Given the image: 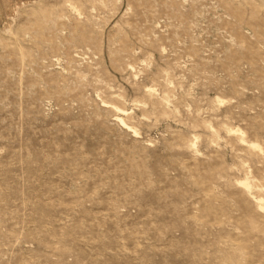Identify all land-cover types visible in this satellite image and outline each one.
I'll use <instances>...</instances> for the list:
<instances>
[{"label": "rangeland", "instance_id": "1", "mask_svg": "<svg viewBox=\"0 0 264 264\" xmlns=\"http://www.w3.org/2000/svg\"><path fill=\"white\" fill-rule=\"evenodd\" d=\"M253 197L264 0H0V264H264Z\"/></svg>", "mask_w": 264, "mask_h": 264}, {"label": "bare ground", "instance_id": "2", "mask_svg": "<svg viewBox=\"0 0 264 264\" xmlns=\"http://www.w3.org/2000/svg\"><path fill=\"white\" fill-rule=\"evenodd\" d=\"M119 112L123 113L122 110H119ZM116 122H118L120 124V126L123 124L122 122V119L119 117V116H116ZM234 132H238L239 135H240V140L242 142H245L244 139H243V133L240 132L239 130L237 131H234ZM250 147L252 148H256V149H259V146L255 143H250L249 144ZM238 185H240L241 187H243L244 189H246L248 192H250V190L252 189V185H250V183L248 182L247 179L243 180V181H238ZM261 192V191H260ZM253 195V193H252ZM259 196V195H258ZM252 200H255V202L257 203L256 205L258 206V208L261 210V211H264V199L262 198H257V197H253ZM264 213V212H263Z\"/></svg>", "mask_w": 264, "mask_h": 264}]
</instances>
